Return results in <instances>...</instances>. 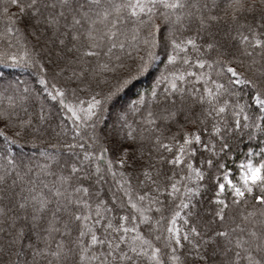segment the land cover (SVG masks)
<instances>
[{
  "label": "snow or ice",
  "instance_id": "obj_1",
  "mask_svg": "<svg viewBox=\"0 0 264 264\" xmlns=\"http://www.w3.org/2000/svg\"><path fill=\"white\" fill-rule=\"evenodd\" d=\"M0 264H264V0H0Z\"/></svg>",
  "mask_w": 264,
  "mask_h": 264
},
{
  "label": "trees",
  "instance_id": "obj_2",
  "mask_svg": "<svg viewBox=\"0 0 264 264\" xmlns=\"http://www.w3.org/2000/svg\"><path fill=\"white\" fill-rule=\"evenodd\" d=\"M18 75V78H20V79H25L26 77L25 76H20L19 74H17ZM24 151H28L29 152V154H30V150L29 149H27V148H25V149H23Z\"/></svg>",
  "mask_w": 264,
  "mask_h": 264
}]
</instances>
